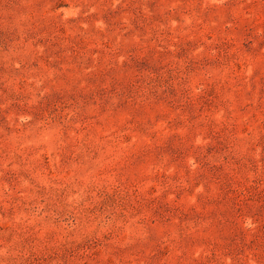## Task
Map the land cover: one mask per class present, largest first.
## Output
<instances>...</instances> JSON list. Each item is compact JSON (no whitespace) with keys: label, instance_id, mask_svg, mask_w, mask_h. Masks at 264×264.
<instances>
[{"label":"rangeland","instance_id":"obj_1","mask_svg":"<svg viewBox=\"0 0 264 264\" xmlns=\"http://www.w3.org/2000/svg\"><path fill=\"white\" fill-rule=\"evenodd\" d=\"M0 264H264V0H0Z\"/></svg>","mask_w":264,"mask_h":264}]
</instances>
